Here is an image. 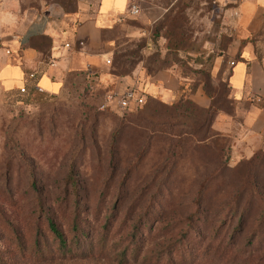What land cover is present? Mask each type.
Segmentation results:
<instances>
[{
	"label": "rangeland",
	"instance_id": "obj_1",
	"mask_svg": "<svg viewBox=\"0 0 264 264\" xmlns=\"http://www.w3.org/2000/svg\"><path fill=\"white\" fill-rule=\"evenodd\" d=\"M156 1V24L102 36L106 76L70 74L57 94L0 88V264H264V133L213 126L232 108L235 0ZM137 69L175 70L178 95L102 109L111 72ZM199 89L210 109L190 99Z\"/></svg>",
	"mask_w": 264,
	"mask_h": 264
},
{
	"label": "crops",
	"instance_id": "obj_2",
	"mask_svg": "<svg viewBox=\"0 0 264 264\" xmlns=\"http://www.w3.org/2000/svg\"><path fill=\"white\" fill-rule=\"evenodd\" d=\"M165 13L156 0H0V88L57 94L71 73L104 77L115 44L102 36L117 33L128 19L154 25ZM224 24V79L232 108L219 112L213 126L228 117L248 132L264 133V0H235L224 11ZM145 74L137 69L119 77L113 92L136 86L163 103L178 95L182 82L175 70ZM190 99L210 107L201 89Z\"/></svg>",
	"mask_w": 264,
	"mask_h": 264
},
{
	"label": "built area",
	"instance_id": "obj_3",
	"mask_svg": "<svg viewBox=\"0 0 264 264\" xmlns=\"http://www.w3.org/2000/svg\"><path fill=\"white\" fill-rule=\"evenodd\" d=\"M138 9L133 11L134 14ZM32 76V75H31ZM24 91V89H22ZM140 91V93L138 92ZM146 95L136 86H128L122 91H115L106 97V104L103 108H110L116 113H122L127 110H133L144 102Z\"/></svg>",
	"mask_w": 264,
	"mask_h": 264
},
{
	"label": "trees",
	"instance_id": "obj_4",
	"mask_svg": "<svg viewBox=\"0 0 264 264\" xmlns=\"http://www.w3.org/2000/svg\"><path fill=\"white\" fill-rule=\"evenodd\" d=\"M71 74H74V73H71ZM75 74H80V73H75ZM89 74L90 73H88L87 71L86 72H82V75H84V76H88V77H90L89 76ZM111 74L114 76V77H120V76H122V74H119V73H115V72H111ZM91 75V74H90ZM95 74H92V76H94ZM145 75H153V74H151L150 72H147L146 71V74ZM67 78V77H66ZM142 87V86H141ZM31 89H33L32 87H30ZM142 92H144L143 90H142V88H139ZM28 90H30V89H28ZM18 91H21V90H18ZM13 92V91H12ZM25 92V91H24ZM28 92V91H27ZM145 93V92H144ZM145 95H146V93H145ZM150 96H148V95H146V97H145V99H144V102L141 104V105H139L138 107H136L135 109H133V110H127V111H124V112H122V114L124 115V114H127V113H129V112H133V111H135V110H138V109H142V108H144L147 104H149L150 102H153V100H149L150 98H149ZM154 101H156V100H154ZM159 103H161V104H166V103H163V102H160L159 101ZM230 104H231V102H230ZM102 109H106V108H103V106H102ZM204 109H206V108H204ZM207 109H210V107L209 108H207ZM114 112V111H113ZM116 113V112H115ZM118 114V113H117ZM217 115V114H216ZM215 115V116H216ZM215 118V117H214ZM56 231V230H55Z\"/></svg>",
	"mask_w": 264,
	"mask_h": 264
}]
</instances>
